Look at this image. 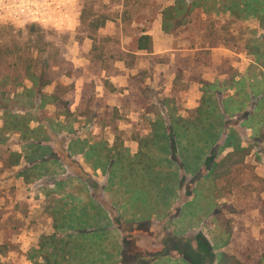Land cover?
<instances>
[{"label": "rangeland", "instance_id": "374dc122", "mask_svg": "<svg viewBox=\"0 0 264 264\" xmlns=\"http://www.w3.org/2000/svg\"><path fill=\"white\" fill-rule=\"evenodd\" d=\"M173 2L100 0L90 8L88 15L95 10L109 15L110 20L100 31L115 38L120 48L132 46L142 29L152 35L153 52L161 57L138 52L127 66L123 62L97 60L92 53L93 40L89 37L77 40L82 0H0V35L8 33L4 27L18 30L34 22L71 35L74 42L69 46L70 58L76 67L83 68V78L75 79V91L70 95L71 108L80 111L84 89L86 107L81 110L95 112L89 116L76 113L72 121L65 120L57 105L41 107L26 97H22L18 107H11V113H27L32 117L31 126L39 131L35 138L54 148L56 153L47 156L52 160L42 168L26 172L29 177L18 176L33 166L25 158L29 151L25 146L27 140L19 132L10 131L6 132L5 141L0 142V264H35L31 256L40 236L53 231L51 214L60 218L77 215L92 221L107 214L100 213L99 205L107 209L108 219L117 218L124 225H115L121 233L85 235L83 246L93 252L86 254L88 264H114L123 250L135 254L134 247L145 251L172 234L196 237L199 233L213 245L230 252L236 264H264V152L261 150L264 137L246 125L245 110L233 111L224 105L236 92L235 88L205 90L203 84L204 80L222 83L226 76L221 71L225 70H235L238 77L249 73L251 64L257 65L258 57L255 52H249L252 45L260 46L264 61V0H198L189 16L190 22L175 28L172 25L174 33H168L163 29L161 11ZM117 11H121L119 17ZM7 36L6 39L12 37ZM99 45L105 46L100 48V53L104 51L108 56L111 45L103 42ZM192 45L196 48L191 50L187 61H179L174 49ZM222 45L226 48H210ZM202 46L208 47V51L199 50ZM258 68L262 70V66ZM63 82L70 83L71 79L64 78ZM6 90L21 92L23 88L8 86ZM52 90L48 88L49 92ZM169 112L174 117H198L202 123L198 129L187 128L191 129V136L185 130L187 139L194 138V143L198 139L199 144L183 150L190 165L187 170L180 169L186 175L182 186H179V172L168 168H176L174 162L162 161L159 166L162 170L146 180L149 184H163L154 195L141 187L127 192L118 186L119 180L111 177L108 182V172L95 165L98 164L95 157L88 159L80 152L86 141L91 145L107 141L119 146L116 151L121 147L123 151L127 149L128 157L134 159L139 141L153 132L152 121L160 116L170 125ZM4 115L0 109V125ZM231 133L250 154L228 180L219 182L221 198L204 199L203 177H193L192 173L200 169L206 173L205 159L219 161L233 150L225 145ZM12 151L24 155L15 166L9 158ZM144 151L161 155L157 146ZM241 158V155L234 158L233 161H238L236 166ZM107 183H110L108 187ZM167 185H174L171 196L167 195ZM181 208L183 212L179 213ZM140 211L150 221L127 222L139 217ZM118 234L125 235L127 242L120 241ZM227 239L229 244L223 246ZM174 246L172 241L169 247ZM182 256L163 257L155 264H193ZM95 259L98 260L93 262ZM38 260L44 262L43 257Z\"/></svg>", "mask_w": 264, "mask_h": 264}, {"label": "trees", "instance_id": "16d2710c", "mask_svg": "<svg viewBox=\"0 0 264 264\" xmlns=\"http://www.w3.org/2000/svg\"><path fill=\"white\" fill-rule=\"evenodd\" d=\"M98 1L100 0H82L80 24L77 30V40L80 41L86 37L93 40L92 53L97 60L111 61L112 64L116 61H123L127 66H130L138 52H147L153 58L161 57V55L153 52V38L151 34L147 33L146 29L140 30V33L129 48H120L115 38H111L107 34H101L100 29L110 20L109 15L99 10L91 11L88 15L90 8L98 3ZM173 1L172 5L163 8L161 11L163 29L168 33H174L173 29L175 27L188 24L194 5L198 4V0ZM226 6L228 7L229 5L226 3ZM116 13L118 17L119 13L121 15V11H117ZM172 25L174 28H171ZM4 29L8 33L0 35V109H3L5 113L0 125V142L5 141V134L10 131L19 132L21 137L27 140L25 146L29 151L25 155V158L27 161L33 163V166L29 169H24L18 176L25 175L29 177L26 172L42 168L49 160H52L47 158V156L55 155L56 151L51 146L44 145L40 141L41 139L35 138L36 133L39 131L31 126L33 120L31 116L27 113L24 115L11 113V107L14 108L19 105L22 97H26L35 100L41 107L48 104L57 105L60 107L61 115L65 117V120L72 121L77 111H73L71 108L73 103L71 96L75 91V79L83 78V68L76 67L70 58L69 46L74 42V39H71L69 33H58L55 30L46 29L36 22L27 25L23 29L17 30L12 27H4ZM10 32L14 33V35H11L13 38L10 36ZM7 35L12 39H6L8 38ZM101 42L103 44L108 43L109 46L111 45V49L108 50V56L104 54V51L100 53V48H105L104 45H99ZM195 48L193 45L191 47L184 46L174 49V52H176L175 55L179 61H187V57L192 54L191 50ZM200 49L201 51H208L209 48L202 46ZM260 49V46L257 45L249 47V52H255L258 55L255 60L257 65L251 64L249 73L238 77V74L234 72L235 70H225L221 71V74L226 76L222 83L204 80L203 84H206L205 90L212 89L213 87L221 91L235 88L236 92L229 97L224 105L233 111L245 110L246 125L255 129L258 134L264 137V61L261 59ZM183 58H186V60ZM258 65L259 67L262 66V70H259ZM64 78L71 79V82L64 84ZM8 86H14V88L22 87L23 90L21 92H8L6 90ZM51 87L53 90L49 92L48 88ZM86 94V90L84 91L83 89L82 103L79 105L80 111L77 113L78 115L87 114L89 116L95 113L92 110H88L87 112H82L81 110L86 107ZM204 116H206L205 113L203 114ZM169 118V126L166 120L160 116L156 121H152L153 132L149 138L139 141L140 148L134 159L128 157L126 153L127 149L124 148L123 151V147H121V150L116 151L119 146H112L107 141H101V143L93 145L86 141L83 144L84 148L80 152L84 153L88 159L90 156L95 157L98 163L95 165L101 166L108 172V182L111 180V177L114 180H119L118 186L126 188L127 192H132L131 190L135 188L137 190V188L141 187L143 191L154 195L159 186L163 184H149L146 180L148 181L147 176L151 178V176L162 170L159 169L162 161H166L167 163L174 162L173 164L177 167L168 166V168L172 172L175 170L179 172L178 175L181 178L179 186H182L186 175H183L181 170H187L190 165L189 158L183 155V150L192 148V144H199L198 139L194 143L193 140L195 139L190 137L191 129L188 130L187 128L194 127L198 129L202 123L198 117H191L192 119L188 117H174L170 112ZM185 130H188V134H190L188 139ZM184 139L187 140L186 143L183 142ZM262 141H264V138H262ZM225 145L226 147H233V150L219 161H214L212 158L205 159L204 169L206 173H201V169L195 170L192 173L193 177H203L201 187H203L204 183L206 184V187L202 188L201 191L203 192L202 196L204 199L212 197L218 200L219 197L221 198L223 193L217 188L219 182L228 180L230 174L233 171L236 172L239 166L244 163V158L250 154L249 149L243 147L241 142L237 141L234 133L228 135ZM156 146L160 150V156L154 152L144 151V148ZM261 150L264 152V149ZM162 154H164V157ZM239 155L242 156L241 162L236 166L238 161L233 160ZM23 156V153L20 151H12L9 157L12 160L11 165H18ZM109 184L107 183V187ZM173 186H166V189L170 193L167 195L171 196ZM169 196L166 198H169ZM195 196H197V193ZM167 202H171V200ZM98 207L100 213L102 211V213L107 212V214H102L101 217H98L101 219L94 217L92 221L80 218L77 215L60 218L51 214L53 231L43 233L40 236L39 244L33 249L31 256L35 264H88L86 254L90 255L93 252H88L85 246H83L82 240L85 235L99 236L100 233H119L113 227L114 221L108 219L109 215L105 206L101 207L99 205ZM182 212V208L179 209V213ZM143 214L144 212L140 211V216H136L137 218L133 221L140 223L142 222L141 220H149ZM103 220H107V222L103 223ZM115 221L123 227V221L117 218ZM116 237L120 238L119 240L122 242H127L125 235L119 237L118 234ZM172 241H174L175 246L171 248L169 245ZM227 243L229 244V239L224 240L223 246H226ZM133 250L135 254H129L123 250L120 253V259L116 260L114 264H155L163 257L181 256V254L184 259H188L193 264H236L234 256L230 252L228 253L220 246L213 245L202 233H199L196 237L172 234L161 241L153 243L145 251H137L138 248L136 247ZM107 253L111 255V253ZM39 257H43V263L38 262ZM97 260L95 259L93 262Z\"/></svg>", "mask_w": 264, "mask_h": 264}, {"label": "crops", "instance_id": "0c3cea01", "mask_svg": "<svg viewBox=\"0 0 264 264\" xmlns=\"http://www.w3.org/2000/svg\"><path fill=\"white\" fill-rule=\"evenodd\" d=\"M107 22H108V21H107ZM106 24H107V23H106ZM104 27H106V25H105ZM104 27H102V28H104ZM102 28H101V29H102ZM101 29H100V30H101ZM100 33L103 34L101 31H100ZM104 35H106V34H104ZM81 41H83V40H81ZM222 47H225V48H226V46H223V45H222V46H214V47H211V49H212V48H213L214 50H215V49H224V48H222ZM140 53H141V54H146L147 52H140ZM156 54H158V53H156ZM72 62H73V61H72ZM116 62H123V61H116ZM116 62H114L113 64H115ZM123 63H124V62H123ZM124 64H125V63H124ZM112 220L115 221L114 218H113ZM132 221H133V219H130V221H127V222H132ZM116 224H117V223L114 222V228H115V229H117V228L115 227ZM117 226H120V225L117 224ZM118 228H119V229H117V230L121 233V229H120V227H118Z\"/></svg>", "mask_w": 264, "mask_h": 264}]
</instances>
